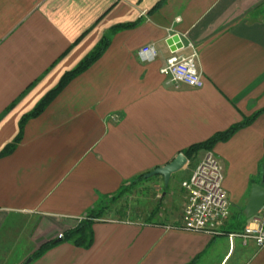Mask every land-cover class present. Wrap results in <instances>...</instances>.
Returning <instances> with one entry per match:
<instances>
[{"label": "crops", "instance_id": "0c3cea01", "mask_svg": "<svg viewBox=\"0 0 264 264\" xmlns=\"http://www.w3.org/2000/svg\"><path fill=\"white\" fill-rule=\"evenodd\" d=\"M174 34L198 51L199 88L160 73ZM104 37L97 59L0 157V264H264V245L241 236L251 187L264 186V0H0V150ZM147 44L157 51L150 60L140 55ZM252 115L195 155L210 151L223 166L229 215L220 233L175 227L197 165L177 179L187 159L169 179L176 188L160 175L143 180L158 204L141 216L110 207L93 221L90 246L63 239L101 196Z\"/></svg>", "mask_w": 264, "mask_h": 264}, {"label": "built area", "instance_id": "2783aa9c", "mask_svg": "<svg viewBox=\"0 0 264 264\" xmlns=\"http://www.w3.org/2000/svg\"><path fill=\"white\" fill-rule=\"evenodd\" d=\"M157 51L153 44L140 49V55L150 60ZM198 51L191 42L171 51L160 68L168 83H184L199 88L203 77L197 64ZM187 201L183 208L180 225L175 226L185 231L216 235L229 215V202L223 188V166L212 152H205L187 182L184 183ZM174 228V226H168ZM229 235H233L232 233ZM62 232L57 238H62ZM241 236L251 237L258 246L264 245V205L244 226Z\"/></svg>", "mask_w": 264, "mask_h": 264}, {"label": "trees", "instance_id": "16d2710c", "mask_svg": "<svg viewBox=\"0 0 264 264\" xmlns=\"http://www.w3.org/2000/svg\"><path fill=\"white\" fill-rule=\"evenodd\" d=\"M108 39L107 37H104L100 43L92 50L88 55H86L72 70L66 72L58 84L49 90L37 103L36 105L27 113H25L19 120V132L14 137L12 141L7 143L1 150H0V157H3L5 155H8L13 151V149L16 147L18 142L20 141L22 137V128L24 126V123L32 118L39 115L47 106V104L53 99V97L64 87L65 84L68 83V81L89 67L102 53V51L105 49L107 45ZM253 118V115L245 118L243 121L231 125L228 129L217 132L213 134L210 138L207 140L194 143L187 148L182 150V153L186 156L188 160H192L197 152L201 149H210L217 141L227 139L232 133H234L237 129L244 126L247 122H250ZM149 178H145V173H140L132 178H130L128 181L124 182L120 185L118 190L110 195H104L101 196L98 203L93 206L91 209H89L85 217L82 220H79L75 226L68 229L65 232V235L63 239L70 240L74 242L76 245H80L82 247H88L92 243V223L94 220H97L104 215V213L110 209L111 205L117 202L119 198H121L122 195H126L127 190L137 184L141 180H147ZM129 186H128V185ZM127 185V186H126ZM249 219V218H248ZM55 244L54 240H49L45 242L39 250H43L47 247H50L51 245ZM38 250V251H39ZM24 264V263H22Z\"/></svg>", "mask_w": 264, "mask_h": 264}, {"label": "rangeland", "instance_id": "374dc122", "mask_svg": "<svg viewBox=\"0 0 264 264\" xmlns=\"http://www.w3.org/2000/svg\"><path fill=\"white\" fill-rule=\"evenodd\" d=\"M203 156L204 152H200L197 156H195L192 159L190 163L191 165H189V167L187 166L186 168L181 169V171L178 173L177 179L187 178L191 173V167L194 164H198ZM154 176L151 177L153 178ZM177 179H171L170 181H168V190L170 188H176L178 186L176 184ZM140 182L142 183L141 186L139 185ZM151 188V182L146 181L143 183V180L139 181L137 184L127 190L126 195H122L121 198L117 200V202L111 205V214L117 217L120 216V214L118 213L121 211L126 218L141 216V213L144 209L148 210L158 204V198L151 193ZM15 256L16 255L14 254V257ZM11 261L12 260H6L4 264H11Z\"/></svg>", "mask_w": 264, "mask_h": 264}, {"label": "water", "instance_id": "95a60500", "mask_svg": "<svg viewBox=\"0 0 264 264\" xmlns=\"http://www.w3.org/2000/svg\"><path fill=\"white\" fill-rule=\"evenodd\" d=\"M166 43L168 44L170 50L174 51L175 49L181 46L182 42L180 40V37L177 34H174L166 40ZM186 163V156L182 152H178L177 155L170 162L161 166H157L150 172L146 173L145 177L160 175L163 178L164 185H167L171 175L180 170ZM262 183L264 184V167L262 174ZM263 205L264 186L261 184H253L251 187L249 200L245 207L246 217L250 218L254 216ZM29 259L27 260V262L29 261Z\"/></svg>", "mask_w": 264, "mask_h": 264}]
</instances>
